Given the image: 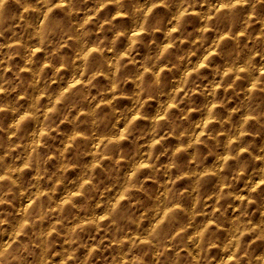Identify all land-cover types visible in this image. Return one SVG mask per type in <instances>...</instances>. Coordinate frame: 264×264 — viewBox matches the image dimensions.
I'll return each mask as SVG.
<instances>
[{
	"label": "clouds",
	"instance_id": "9594fccd",
	"mask_svg": "<svg viewBox=\"0 0 264 264\" xmlns=\"http://www.w3.org/2000/svg\"><path fill=\"white\" fill-rule=\"evenodd\" d=\"M0 264H264V0H0Z\"/></svg>",
	"mask_w": 264,
	"mask_h": 264
}]
</instances>
